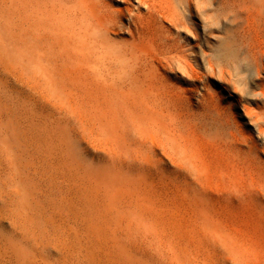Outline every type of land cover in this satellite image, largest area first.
<instances>
[{
  "label": "bare ground",
  "instance_id": "6f19581e",
  "mask_svg": "<svg viewBox=\"0 0 264 264\" xmlns=\"http://www.w3.org/2000/svg\"><path fill=\"white\" fill-rule=\"evenodd\" d=\"M227 22L232 45L211 48V35ZM188 33L192 43L180 37ZM208 73L219 79L216 89ZM243 117L256 135L239 123ZM26 123L40 132L61 125L64 139L92 153L93 169L72 166L67 156L70 166L61 158L56 175L69 174L88 191L90 241L101 239L102 264H242L241 247L226 243L221 229L212 243L193 241L214 224L222 228L218 217L193 219L157 204L264 197V0H0V152L17 174L16 141ZM22 190L28 214L26 184ZM0 264L43 261L13 233L0 239Z\"/></svg>",
  "mask_w": 264,
  "mask_h": 264
},
{
  "label": "rangeland",
  "instance_id": "374dc122",
  "mask_svg": "<svg viewBox=\"0 0 264 264\" xmlns=\"http://www.w3.org/2000/svg\"><path fill=\"white\" fill-rule=\"evenodd\" d=\"M197 16L198 17L200 16V18L197 17V19L199 21L203 19L201 17L200 13H197ZM195 20H196V18L194 19V21ZM198 20H196V21L198 22ZM221 24H224V22H219L218 26L220 27ZM230 28H231V24H229L227 22V25L225 26V28H223V31L222 30L220 31L218 29L216 32H214L211 35V37H213V40L210 39V41H209L211 48L214 49L215 47H218V42L220 40H223L225 42V44L228 45V47L232 45L231 41L233 40V38H232L233 34L229 31ZM189 36H190L189 33H188L187 37L184 36V34H180V37L182 39L187 40V43H192L193 38H192V36H190V37ZM231 58H233V57H231ZM225 59H228L227 60L228 62L233 61L232 59H229L227 57ZM196 63H197L196 68L201 73H204V72L206 73L205 68L202 65V62L197 61ZM203 70H204V72H203ZM251 74H252V72H251ZM207 76H208V77H206L207 85L212 89H216V87L219 85V79L214 74L208 73ZM10 89H11V91H16L19 88L14 85ZM255 101L256 100H252L249 102L250 107H255V104H254V103H256ZM234 111L237 114L242 113L240 107L235 108ZM45 113L39 114V115H45ZM237 120L239 121L240 124H243L245 129H249V130H251V132L253 130L254 135H256V131H255V128L253 127L252 123L246 124L247 123L246 118L243 117V119H237ZM26 126H28V127H26V128L22 127L19 129V131H18V137L19 138L16 141L17 152H18L17 163L22 170L19 174L15 173L11 169L12 168L11 163L9 161V157L7 156L5 150H2L0 152V184H1L0 185V187H1L0 188V218L3 219V220L0 219V230L2 231V232H0L1 241H2V239L9 237L10 234H13V233L19 234L21 237L27 239L29 244H31V246L33 247L35 253L39 256V259H41L43 261V264H102V262H103L102 260L105 261V257L103 256L102 252L100 253V249H99L100 244H101L100 243L101 239L96 240V243L93 242L97 245L96 246L94 244L95 249H94V245L90 241L91 237L93 236V231L91 228H89L90 224H91V221H90L91 215H89V216H87V215L89 213L91 214V211L88 210V212H89L88 213L85 210V209H87L86 207H88L90 205V204L88 205V203H91L90 198L89 199L86 198V197H89L86 195V194H88V191L86 190V188H83L82 186H78L77 184H74L75 180L73 179V177L71 178V175L60 171V172H62V174L64 173L65 176L68 175L65 178L62 177L63 181L67 182V184L62 182V178H60V175H58V173L56 175L57 168H58L56 166H61L60 165L61 160H63L62 166H64L65 164L68 165V163L70 162L68 157L72 158V159H70L72 161V162H70L72 164V166L83 165V166H87L88 168L93 169L96 166V162L93 160L92 153L89 152L88 154H85L79 148L77 141L70 140V139H68V140L64 139L63 138L64 132L62 130L61 125H55V127L57 126L56 129H54L53 124H52V126L50 125L51 129L48 127V131L50 129L49 132L46 129L47 127L45 128L46 125H44L42 130H45V136H44V134H43L44 132L42 130H41V132H43V133H41L38 129L35 131L32 129V128L36 129L37 126L27 125V123H26ZM0 129H1V126H0ZM26 129H28V130L30 129V130L27 131ZM54 130H55V132H54ZM59 130H61L62 133H60L61 131H59ZM33 131H34V134H33ZM37 131H39L40 133ZM36 132H37L38 136L35 134ZM56 132L58 133V134H56V135H58V137H56L54 134ZM48 133H50L51 135L53 134L54 136L52 135L50 137H53L54 139L48 138L49 137V136L47 137V135H49ZM59 133H60V136H59ZM62 134H63V137L61 136ZM40 135H41V137H39ZM34 136H35V140H34ZM37 137H39V138L37 139ZM45 138H48L50 140L49 141L47 139L45 140ZM56 138H58V139L60 138V140H59L60 147H59V145L56 146V145L52 144L53 145V148H52L51 147L52 145L50 142H51V140L52 141L56 140ZM62 138H63V140H62ZM36 139L40 142L39 145L43 143L42 141H45L46 146L49 144L50 148H49V145L47 146V148H46V146L44 147V145H45V143H44V145H40L41 147L43 146V149L41 150L39 148L40 146L38 145ZM25 141H27L28 143L26 144ZM1 142H2V138H0V144H1ZM31 143H32V145H31ZM28 144H29V147L27 146ZM62 144H63V146H62ZM37 145H38V147H37ZM54 146L58 147V148H54ZM35 147H37V148L35 149ZM64 147H66V150H63V149H65ZM30 148H32V149H30ZM58 149H60V151L57 152ZM39 150H40V152H39ZM49 150L53 151L52 153L49 154L51 156V158L49 155H45V153H42V151L48 152ZM47 152H46V154L49 153V152L48 153ZM69 152H71V153L68 154ZM57 153H58V156H57ZM62 153L66 154L65 158H64V155ZM43 154L45 155V158L47 156V158H46L47 160L45 158H43V156H44ZM52 154H55V155H53V156H56L55 159L60 157V158H58L59 160L56 159L57 161H55V159L52 157ZM61 155H63V156H61ZM48 156H49V158H48ZM67 158H68L69 162L66 163L65 161H67ZM259 158H260V160L264 161V155L260 154ZM50 159L53 160L52 162H55L54 165L51 163ZM47 161H50V162H47ZM35 162H37V163H35ZM42 162H44V164ZM56 162H58L60 164H56ZM49 163H51V165H53L52 167L54 169H56L55 174L53 173L54 169L53 168L50 169L51 165ZM46 165H48V166H46ZM211 165H212V163H211ZM68 166H70V165H68ZM212 166L214 167L213 170L215 169L213 174L216 175L217 179L225 180L226 179V173H225V175L221 174L219 172L220 170L218 168H216L217 166H215V164ZM212 166H211V169H212ZM49 170H51V172ZM52 170H53V172H52ZM62 170L66 171L65 168ZM33 175H35L36 178ZM68 178L70 179V181ZM56 179H57V182H55ZM44 180H45V182H44ZM53 180H54V182H53ZM58 180L60 181L59 183H58ZM72 181H73V184H72ZM61 182L64 183V185L61 184ZM19 184H20V186H19ZM24 184H26V186L29 190V193H30V196L28 197L29 203H32L31 206H29L30 210H28L29 216H28V214L24 208V204L27 201L24 190H22ZM65 184L66 185L69 184V185L65 187ZM74 185H76V186H74ZM69 186H72V187L74 186L73 187L74 190L72 191L73 188L72 187L69 188ZM77 188H79V190ZM69 192L70 193L72 192V193L70 194ZM79 195H80V197H79ZM16 196L18 198L15 200ZM75 198H78L79 202L81 199H84V200H81V202L79 203L77 199L75 200ZM72 199H74V200H72ZM87 199L89 200V202ZM76 201L78 202V204L76 203ZM86 202H87V204L85 205L84 203H86ZM12 203H13V205H12ZM173 204H174V206L175 205L176 206L174 207ZM182 204L183 203H181L179 201H169V202H166L164 204H157V205L161 206L162 209L169 211L171 213H175V212H176L175 214H181L182 213L186 216L187 215L189 216V214H193V215H190V216H192L193 219H194V217H196V216L199 217L200 215H210V216L214 215V217L215 216L218 217L220 220H222L220 223L222 228L218 229V227H217V229H216V225L214 224V225L210 226V230L208 232H206V234H204L203 231H200V234L195 233V235H193V237L195 239L193 238L194 240L193 239L192 240L195 241L196 244H200V243L202 244L204 242L205 243H208V242L212 243V239H214L213 237L218 236L217 231H220V229H221V231H224L221 236L224 237V239L226 240V243L241 247L242 253L244 255L242 260H241L242 264H264V197L263 196H260L259 198L245 197V196H239V197L234 196L231 198H219V199H213L211 201L209 200V201L198 202V203L193 204L194 206L192 204L184 203V204L188 205V206L184 205L185 210H184ZM8 205H10V206H8ZM15 205H16V207H15ZM189 205H192V207ZM19 206L22 208V211L20 210L21 208ZM178 206H179V208H178ZM10 207H11V209H10ZM67 207H69V208H67ZM171 207H174V208H171ZM180 208H182L183 210H181ZM189 208H190V210H189ZM70 209L73 211L75 210V212L71 211ZM76 209L80 213L82 210H85V213H83V211H82V213H81L82 215L80 216V213H78V211H76ZM88 209H90V207H88ZM20 211L22 212V214L23 213L24 214L21 215ZM207 211H208V214H206ZM9 212H10V214H9ZM61 212H62V214H61ZM186 212H188V213L186 214ZM69 213H71L73 215H71ZM197 213H199V214H197ZM85 214H86V216H85ZM217 214L222 216V217L217 216ZM25 215H26V217L24 218L23 216H25ZM28 219H29V222L27 221ZM87 221H88V223H87ZM29 224L31 225V228H30ZM72 226H74V227H72ZM203 240H204V242H203ZM92 250L95 253H93ZM96 251L98 253H100L99 257H98V253ZM213 252H214V249H213Z\"/></svg>",
  "mask_w": 264,
  "mask_h": 264
}]
</instances>
